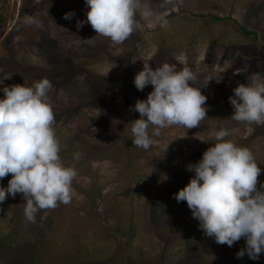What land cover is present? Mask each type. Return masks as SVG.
<instances>
[{"label": "rangeland", "instance_id": "1", "mask_svg": "<svg viewBox=\"0 0 264 264\" xmlns=\"http://www.w3.org/2000/svg\"><path fill=\"white\" fill-rule=\"evenodd\" d=\"M144 2L168 26L138 14L137 29L114 45L90 24L76 27L86 20L85 0H0V99L4 87L50 80L59 155L77 171L71 202L38 212L35 223L24 217L22 194L0 204V264L264 261V253L256 260L237 258L243 238L232 247L216 244L198 228L187 203L174 199L194 176L187 165L199 162L221 128L234 130L226 139L252 151L264 183V126L232 121L228 99L238 83L264 78V0ZM68 12L75 13L70 20L63 18ZM144 63L191 68L193 86L207 97L199 127L164 128L148 150L132 144L130 123L140 118L130 108L152 91L151 85L138 91L133 83Z\"/></svg>", "mask_w": 264, "mask_h": 264}, {"label": "clouds", "instance_id": "2", "mask_svg": "<svg viewBox=\"0 0 264 264\" xmlns=\"http://www.w3.org/2000/svg\"><path fill=\"white\" fill-rule=\"evenodd\" d=\"M176 3L182 4V0ZM169 4L173 0H163V6ZM85 5L86 20H77L76 27L90 24L96 35L114 45L123 44L137 29L138 14L144 19L155 16L154 24L168 26L144 0H85ZM74 15L68 12L63 18L70 20ZM28 23L42 26L33 18ZM195 80L189 67L178 71L174 64L163 63L155 69L143 64L133 83L138 91L149 85L152 91L130 108L140 117L130 122L134 146L148 150L155 143L153 137H159L164 128L200 126L207 117V97L193 86ZM52 88L46 78L31 87L13 84L2 89L4 98L0 99V180L11 175L7 187H0V204L8 196L22 194L24 217L30 223L36 222L38 212L71 202L72 182L77 175L59 155L55 114L49 103ZM228 99L234 109L232 121L264 126V78L254 75L249 83H238ZM233 131L221 128L214 132L216 142L199 162L187 165L194 176L174 199L187 203L205 236L229 247L243 238L245 246L236 253L237 258L247 254L256 260L264 253V183L258 180L261 168L252 151L226 139ZM167 148L165 145L163 151Z\"/></svg>", "mask_w": 264, "mask_h": 264}, {"label": "trees", "instance_id": "3", "mask_svg": "<svg viewBox=\"0 0 264 264\" xmlns=\"http://www.w3.org/2000/svg\"><path fill=\"white\" fill-rule=\"evenodd\" d=\"M211 19L213 20V21H217L219 18H217V17H211ZM239 28V27H238ZM239 30H240V32L242 33V34H244V35H247V36H252L253 38H255V34L253 33V32H250V31H246V30H243V29H241V28H239ZM253 264H255V263H253ZM256 264H264V262L263 263H256Z\"/></svg>", "mask_w": 264, "mask_h": 264}, {"label": "crops", "instance_id": "4", "mask_svg": "<svg viewBox=\"0 0 264 264\" xmlns=\"http://www.w3.org/2000/svg\"><path fill=\"white\" fill-rule=\"evenodd\" d=\"M263 262H264V261H262V262H256V263H263ZM256 263H255V264H256ZM251 264H253V263H251Z\"/></svg>", "mask_w": 264, "mask_h": 264}]
</instances>
